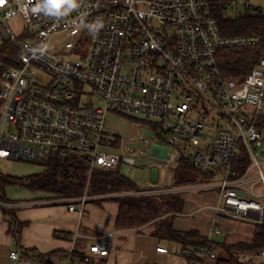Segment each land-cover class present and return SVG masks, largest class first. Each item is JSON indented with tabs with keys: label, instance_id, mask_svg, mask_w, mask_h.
<instances>
[{
	"label": "built area",
	"instance_id": "2783aa9c",
	"mask_svg": "<svg viewBox=\"0 0 264 264\" xmlns=\"http://www.w3.org/2000/svg\"><path fill=\"white\" fill-rule=\"evenodd\" d=\"M41 5V11L32 9ZM49 11L46 0H0V46L13 43L19 57L0 72V160L35 161L54 156L78 159L86 169L115 170L123 165L153 168L174 179L182 160L209 181L170 185L147 182L121 197L209 192L212 232L232 220L264 226L263 134L264 52L245 75L222 74L217 54L225 48L253 47L260 36H223L210 0H75ZM224 15L264 16V5L218 0ZM20 17L19 36L8 21ZM66 33L60 47L52 35ZM97 101V104L94 103ZM111 113L150 122L138 136L121 137L105 125ZM166 136V138H164ZM163 138L165 145L146 141ZM121 148L125 154L117 153ZM135 151L137 156L126 155ZM86 190L55 202L80 214L98 198ZM31 201L0 200V209L17 210ZM80 237L77 232L73 239ZM89 239L83 262L108 254L112 234ZM156 252H187L192 264L215 260L214 244L156 246ZM239 264H264V244L238 250ZM13 264L24 259L9 253ZM72 251L63 264H77Z\"/></svg>",
	"mask_w": 264,
	"mask_h": 264
},
{
	"label": "crops",
	"instance_id": "0c3cea01",
	"mask_svg": "<svg viewBox=\"0 0 264 264\" xmlns=\"http://www.w3.org/2000/svg\"><path fill=\"white\" fill-rule=\"evenodd\" d=\"M110 115L117 118V115L111 113L106 118ZM151 142L160 146L165 145L163 138L155 137ZM122 167L125 166L121 165L117 168L120 174ZM148 171L151 184L170 185L172 183L179 185L191 183L189 182L190 179L179 183L176 176L174 179H169L162 174L158 175L153 168H148ZM0 174L6 175L1 172ZM5 186L3 189L0 188L3 190L4 200L31 201L33 205L23 209L11 210L14 211L20 222H25L20 232L18 244L9 232L8 221L4 217L3 210L0 209V264H13L9 253L17 251L20 254L23 249L34 250L36 253L45 255L49 264H63V254L72 251L74 247L80 253L87 252L90 240L85 239L84 236L91 238L109 233L112 234V238L108 254L103 257H90L89 260L93 259L100 264H192V260L188 257L155 251L156 246H163L160 245V242L165 243L166 246H171L174 243L161 241L134 229H116L114 226L118 211L116 200H90L85 203L82 212L78 214L77 212H69L64 204L55 202L54 200L58 197L52 194H47V197H30L27 200H9L6 198L8 194L4 191ZM136 186L138 189L141 185L136 184ZM180 197L183 199V205L181 212L176 213L173 219L174 229L197 231L214 244L216 254L221 252L220 245L222 244L252 243L256 226L248 223L221 220L219 222L221 234L217 235L212 232L214 214L209 207L215 202V192H187L180 194ZM182 220H188L189 224L180 225L179 222ZM74 232H77L80 237L73 239ZM21 264L41 263L28 259ZM205 264H215V260L206 261Z\"/></svg>",
	"mask_w": 264,
	"mask_h": 264
},
{
	"label": "trees",
	"instance_id": "16d2710c",
	"mask_svg": "<svg viewBox=\"0 0 264 264\" xmlns=\"http://www.w3.org/2000/svg\"><path fill=\"white\" fill-rule=\"evenodd\" d=\"M210 1L213 4V15L221 35L257 34L261 37L260 42L253 47L225 48L217 54L218 65L223 75H245L264 52V16L251 17L245 14L234 19L224 15L215 4L218 0ZM5 45L6 43L0 46V72L3 66L13 63V59L7 55L8 49ZM257 129L264 135V119L258 120ZM181 163L188 171H197L187 161L182 160ZM39 164L43 170L27 177L15 178L0 174V188L3 189L5 185H24L32 191L48 192L57 197L79 196L85 188L87 193L89 191V195L130 192L137 189L136 184L121 175L118 169L93 170L86 186L85 166L74 157L60 160L50 156L42 159ZM177 174L178 171L176 179L179 183L189 181V179H178ZM3 194V190H0V198L5 199ZM116 202L118 204L114 223L116 229H134L161 241L177 244L182 249L202 245L207 240L195 230L174 229L173 219L176 213L181 212L183 205V199L178 194L121 197ZM3 213L8 221L9 232L18 244L25 222H20L14 211L3 210ZM263 244L264 226H256L251 244L220 245L221 252L216 254L215 264H239L234 256L236 251L257 249ZM72 253L79 258L77 264H88L83 262L82 252L80 253L76 247ZM20 254L24 260L33 259L37 263L49 264L45 255L36 253L34 250L23 249Z\"/></svg>",
	"mask_w": 264,
	"mask_h": 264
},
{
	"label": "rangeland",
	"instance_id": "374dc122",
	"mask_svg": "<svg viewBox=\"0 0 264 264\" xmlns=\"http://www.w3.org/2000/svg\"><path fill=\"white\" fill-rule=\"evenodd\" d=\"M248 1L253 5H264V0H248ZM8 25L15 36H19L21 34V31L23 29V23L20 17L16 16L12 18L11 20L8 21ZM68 39L69 37L66 33L52 35L49 38L51 45H54L57 47H60ZM5 46L8 49L7 55L9 58L15 60L19 57V51L17 50L16 46L13 43H6ZM94 103L97 104V101L94 100ZM105 125L108 129L114 130L121 137L129 138L131 136H135L136 138L135 140L132 141V144L136 146L141 145V143H139V140H138V136L141 133V131L146 128H150L151 126L150 122H147L144 120L134 119V118L125 117V116H117V118H115V117H112L111 115L106 118ZM164 138H166V136H164ZM151 143H152L151 141H148V142L146 141L142 145H144L145 147H149ZM117 153L125 154L121 148H117ZM126 155L137 156L139 154H137L135 151H131V152H127ZM261 159H264V140L262 141V144H261ZM41 160L42 158L39 160H35V161H19V162L0 161V172L10 175L15 178H22V177L34 175V174L40 173L43 170L42 166L39 164ZM120 171H121V174L125 178L129 179L130 181L136 183L139 186L149 182L148 168H145L143 173L139 170H133L127 167H122ZM177 177L178 179H190L189 182L195 183V184L209 181L208 178H205L198 171H188L183 166V163L180 164ZM86 185H87V182H86ZM4 191H6V193L8 194L9 197L7 196L6 198L9 200H13V199L14 200H27L30 197H41V196L47 197V194L51 195V193H48V192L32 191L30 188L24 185H7L5 186ZM116 193L118 194L121 192L106 193L103 195H89V196H99L98 198H101L99 200H109V199L117 200L118 198H116L115 195H111V194H116ZM88 194H89V191H88ZM0 200H4V199L0 198ZM5 210L11 211L9 209H5ZM179 223L180 225H188L189 221L182 220ZM213 238H217V237H213ZM160 245H163L164 247L166 246L165 243L163 242H160ZM169 254H172V253H169ZM180 255L181 254H178V256ZM88 264H100V262L94 261L92 259L88 261Z\"/></svg>",
	"mask_w": 264,
	"mask_h": 264
},
{
	"label": "clouds",
	"instance_id": "9594fccd",
	"mask_svg": "<svg viewBox=\"0 0 264 264\" xmlns=\"http://www.w3.org/2000/svg\"><path fill=\"white\" fill-rule=\"evenodd\" d=\"M47 8L49 11H55L62 8L63 5L67 4L70 7H75V0H46ZM34 13H38L41 11V5H37L32 9Z\"/></svg>",
	"mask_w": 264,
	"mask_h": 264
},
{
	"label": "water",
	"instance_id": "95a60500",
	"mask_svg": "<svg viewBox=\"0 0 264 264\" xmlns=\"http://www.w3.org/2000/svg\"><path fill=\"white\" fill-rule=\"evenodd\" d=\"M263 139H264V136H263ZM181 255L184 256V257H188V253L187 252H182Z\"/></svg>",
	"mask_w": 264,
	"mask_h": 264
}]
</instances>
